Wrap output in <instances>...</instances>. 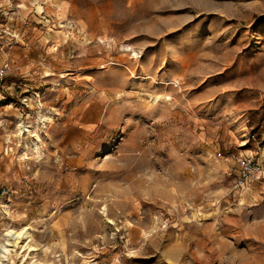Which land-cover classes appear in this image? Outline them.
Wrapping results in <instances>:
<instances>
[{"label":"rangeland","instance_id":"obj_1","mask_svg":"<svg viewBox=\"0 0 264 264\" xmlns=\"http://www.w3.org/2000/svg\"><path fill=\"white\" fill-rule=\"evenodd\" d=\"M40 2L0 0L10 264H264V0Z\"/></svg>","mask_w":264,"mask_h":264},{"label":"bare ground","instance_id":"obj_2","mask_svg":"<svg viewBox=\"0 0 264 264\" xmlns=\"http://www.w3.org/2000/svg\"><path fill=\"white\" fill-rule=\"evenodd\" d=\"M33 2L37 3V9L41 10L42 6H41L40 0H33ZM165 81L167 82V84L171 83V80H165ZM49 118H50L49 116H45L43 120H46ZM22 127H23L22 122H19L17 125V128L19 129L18 134H20V132H22V130H21ZM25 127H26V131H27V136L25 137V140H24V143H25V146L23 148L24 154L26 155V153H27L26 150L30 146L34 150L35 155L37 157H41V149H40V146L42 144L41 143V141H42L41 137L39 136V134L37 132H34L33 134H35V138H32L33 134H30L31 130L29 129L28 125ZM3 235H4V242L0 245V264H10L11 263L7 258V252L10 249L9 246H11V247L17 246L18 248H21V250H30V249L34 248V246L31 243H29L31 234H30L28 225L22 226L19 228L8 227L6 229V231L3 233ZM34 262H35V264H41L42 263L40 261L34 260L31 262V264ZM84 264H95V263L93 261L89 260Z\"/></svg>","mask_w":264,"mask_h":264},{"label":"built area","instance_id":"obj_3","mask_svg":"<svg viewBox=\"0 0 264 264\" xmlns=\"http://www.w3.org/2000/svg\"><path fill=\"white\" fill-rule=\"evenodd\" d=\"M3 74L2 66H0V78ZM261 163L253 156H243L239 159L238 172L236 174L235 185L238 189L249 187L250 183L257 177L261 171Z\"/></svg>","mask_w":264,"mask_h":264}]
</instances>
